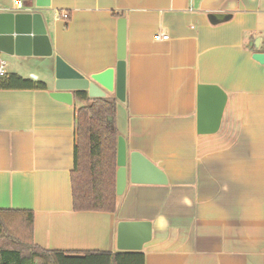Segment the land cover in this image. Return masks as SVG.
Masks as SVG:
<instances>
[{"label": "crops", "instance_id": "1", "mask_svg": "<svg viewBox=\"0 0 264 264\" xmlns=\"http://www.w3.org/2000/svg\"><path fill=\"white\" fill-rule=\"evenodd\" d=\"M48 2L52 55L0 52L6 74L46 85L0 89V209L31 211L33 243L63 256L118 252L117 223L147 220L153 235L140 250L143 264H264V64L252 58L264 52V0ZM17 3L0 0V11ZM120 18L126 83L118 136L168 183L128 181L114 212L75 210V118L84 103L75 92L70 104L50 96L55 55L85 77L114 67ZM199 84L227 95L212 134L196 129Z\"/></svg>", "mask_w": 264, "mask_h": 264}, {"label": "water", "instance_id": "2", "mask_svg": "<svg viewBox=\"0 0 264 264\" xmlns=\"http://www.w3.org/2000/svg\"><path fill=\"white\" fill-rule=\"evenodd\" d=\"M24 1V3L22 2ZM49 0H21L20 7L0 11V52L16 55L51 56L52 45L45 25L44 8ZM216 18L223 15L216 14ZM257 41H255V45ZM126 22L118 20L117 62L88 77L76 71L61 57L55 55L54 91L50 96L70 104L75 91H86L88 97H105L114 93L119 101L125 100L126 83ZM252 58L264 64V52H255ZM34 77V76H33ZM227 95L219 86L199 84L196 95V129L199 134L215 133L221 124ZM110 119V117H109ZM115 192L121 195L127 182L134 184L166 185L163 170L139 152L127 153L122 136L117 137ZM152 222L121 220L117 223L116 248L119 251H140L152 239Z\"/></svg>", "mask_w": 264, "mask_h": 264}, {"label": "trees", "instance_id": "3", "mask_svg": "<svg viewBox=\"0 0 264 264\" xmlns=\"http://www.w3.org/2000/svg\"><path fill=\"white\" fill-rule=\"evenodd\" d=\"M46 89L44 82L24 79L15 73L0 77V89ZM82 101L75 118L74 167L71 173L73 208L114 212L118 130L115 96L88 97L75 91ZM110 117V119H109ZM31 211L0 209V264H143L141 251L87 252L63 256L44 251L32 241Z\"/></svg>", "mask_w": 264, "mask_h": 264}, {"label": "built area", "instance_id": "4", "mask_svg": "<svg viewBox=\"0 0 264 264\" xmlns=\"http://www.w3.org/2000/svg\"><path fill=\"white\" fill-rule=\"evenodd\" d=\"M20 5H21V0H18L17 7H20ZM59 16L62 17V19H67L68 13L67 12H61L59 14ZM155 38L156 39H168V35H165L162 33H156ZM5 74L6 73L4 71V64L2 62H0V77H3Z\"/></svg>", "mask_w": 264, "mask_h": 264}]
</instances>
